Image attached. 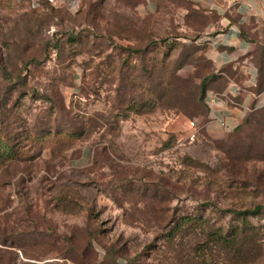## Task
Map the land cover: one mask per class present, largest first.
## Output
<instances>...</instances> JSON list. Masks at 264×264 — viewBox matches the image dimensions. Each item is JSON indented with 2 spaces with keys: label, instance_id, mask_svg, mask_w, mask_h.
<instances>
[{
  "label": "rangeland",
  "instance_id": "obj_1",
  "mask_svg": "<svg viewBox=\"0 0 264 264\" xmlns=\"http://www.w3.org/2000/svg\"><path fill=\"white\" fill-rule=\"evenodd\" d=\"M214 19L0 0V264H264V117L243 123L264 105L216 138L197 102L223 84L198 42ZM245 30L257 52L264 21Z\"/></svg>",
  "mask_w": 264,
  "mask_h": 264
},
{
  "label": "crops",
  "instance_id": "obj_2",
  "mask_svg": "<svg viewBox=\"0 0 264 264\" xmlns=\"http://www.w3.org/2000/svg\"><path fill=\"white\" fill-rule=\"evenodd\" d=\"M194 7L215 16L199 36L205 44L204 55L215 71L225 78L222 89L206 92L205 129L212 137H222L237 127L245 115V107L263 106L264 91L255 95L257 71L250 61L253 42L241 35L242 28L251 21H264V0H188ZM216 94L210 97L208 93Z\"/></svg>",
  "mask_w": 264,
  "mask_h": 264
},
{
  "label": "trees",
  "instance_id": "obj_3",
  "mask_svg": "<svg viewBox=\"0 0 264 264\" xmlns=\"http://www.w3.org/2000/svg\"><path fill=\"white\" fill-rule=\"evenodd\" d=\"M245 27H246V25L242 28L241 35L243 37L249 36L252 40V37L245 30ZM263 38H264V31H263ZM203 46L205 48L204 43H203ZM248 56H249L250 61L254 64L256 71H257L256 85H255V87H253L251 89V91L255 95H258L259 93L264 91V40H263L262 46L259 48V50L257 52L251 51L248 54ZM205 59L212 65L210 60H208L206 57H205ZM222 72L226 73V70L215 71L214 67H213V72L211 73V76H210L212 85L219 82V81H223V84L219 89L223 88L224 82H225V78L223 77ZM208 89H216V88H212V87L207 88L206 78H204L201 80V82L199 84V94L197 97V102H199L200 104H202V106H204L206 115H207V111H208V106L206 104L205 98H206V92ZM246 114L247 113H245V115L243 116L242 119L245 118ZM263 117H264V107L256 109L252 113H250V115L243 120V123L251 122V120L254 121L255 123H258L259 121H261L263 119ZM240 127H241V125L237 126V128H240ZM260 208H261L260 206H255L252 210L246 211V212L254 213L257 210H259ZM238 214H243V213L239 212ZM192 220L194 221L196 219H194V218L191 219L189 217L183 216L181 218L180 222H178L174 227H172L169 230L167 236L173 238V236L176 232H179L182 230L183 226L186 224L187 221H192ZM208 240L213 241L217 244H226V245H228V243L230 242L229 239L226 237V235L224 233H222L221 231H215L212 233L209 232L208 233Z\"/></svg>",
  "mask_w": 264,
  "mask_h": 264
},
{
  "label": "built area",
  "instance_id": "obj_4",
  "mask_svg": "<svg viewBox=\"0 0 264 264\" xmlns=\"http://www.w3.org/2000/svg\"><path fill=\"white\" fill-rule=\"evenodd\" d=\"M51 2H53V1H55V0H50ZM198 42H201L199 39H198ZM256 70V69H255ZM208 95L210 96V97H216V94H214V93H212V92H210V93H208ZM250 109V107H245V109H244V111H245V113L248 111ZM190 125L191 126H195V121L193 120V121H190Z\"/></svg>",
  "mask_w": 264,
  "mask_h": 264
}]
</instances>
